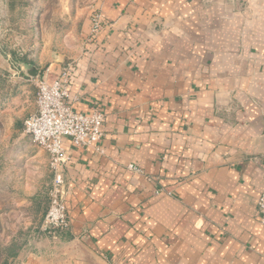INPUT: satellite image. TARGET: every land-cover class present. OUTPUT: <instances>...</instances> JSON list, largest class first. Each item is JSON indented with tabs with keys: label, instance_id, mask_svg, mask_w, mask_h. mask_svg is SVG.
I'll return each instance as SVG.
<instances>
[{
	"label": "crops",
	"instance_id": "1",
	"mask_svg": "<svg viewBox=\"0 0 264 264\" xmlns=\"http://www.w3.org/2000/svg\"><path fill=\"white\" fill-rule=\"evenodd\" d=\"M97 10L96 38L81 11L67 49L35 67L51 82L73 62L68 102L104 113L101 152L64 140L70 226L7 264H264V0H101Z\"/></svg>",
	"mask_w": 264,
	"mask_h": 264
},
{
	"label": "rangeland",
	"instance_id": "2",
	"mask_svg": "<svg viewBox=\"0 0 264 264\" xmlns=\"http://www.w3.org/2000/svg\"><path fill=\"white\" fill-rule=\"evenodd\" d=\"M100 1L0 0V264L36 241L52 178L48 163L37 161L43 149L28 144L22 130L19 139L13 133L15 122L34 110L36 89L26 69L67 49L65 33Z\"/></svg>",
	"mask_w": 264,
	"mask_h": 264
},
{
	"label": "built area",
	"instance_id": "3",
	"mask_svg": "<svg viewBox=\"0 0 264 264\" xmlns=\"http://www.w3.org/2000/svg\"><path fill=\"white\" fill-rule=\"evenodd\" d=\"M104 26L99 10L90 15V39H94ZM73 62L62 66L57 79L48 82L42 76H35V108L23 121V137L28 144L39 146L48 157L52 174L48 191V207L38 227L37 236L55 238L70 226L64 200V167L67 156L63 142L69 139L77 147H94L101 152L98 143L103 136L104 113L94 108L90 113L72 109L68 102V84L72 80ZM127 168L141 173L139 166L129 164ZM259 221L264 224V191L256 202Z\"/></svg>",
	"mask_w": 264,
	"mask_h": 264
},
{
	"label": "water",
	"instance_id": "4",
	"mask_svg": "<svg viewBox=\"0 0 264 264\" xmlns=\"http://www.w3.org/2000/svg\"><path fill=\"white\" fill-rule=\"evenodd\" d=\"M26 74L29 77H35L37 76V68L36 67H29L26 69Z\"/></svg>",
	"mask_w": 264,
	"mask_h": 264
},
{
	"label": "trees",
	"instance_id": "5",
	"mask_svg": "<svg viewBox=\"0 0 264 264\" xmlns=\"http://www.w3.org/2000/svg\"><path fill=\"white\" fill-rule=\"evenodd\" d=\"M13 254H14V252H12V253L10 254V256L13 255ZM4 264H5V262H4Z\"/></svg>",
	"mask_w": 264,
	"mask_h": 264
}]
</instances>
